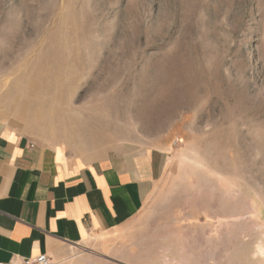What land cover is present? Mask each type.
<instances>
[{"label":"rangeland","instance_id":"1","mask_svg":"<svg viewBox=\"0 0 264 264\" xmlns=\"http://www.w3.org/2000/svg\"><path fill=\"white\" fill-rule=\"evenodd\" d=\"M0 103L63 157L160 155L81 264H264V0H0Z\"/></svg>","mask_w":264,"mask_h":264},{"label":"crops","instance_id":"2","mask_svg":"<svg viewBox=\"0 0 264 264\" xmlns=\"http://www.w3.org/2000/svg\"><path fill=\"white\" fill-rule=\"evenodd\" d=\"M8 105L0 103V264L42 254L52 264H81L82 251H115L162 180L160 155L63 157Z\"/></svg>","mask_w":264,"mask_h":264},{"label":"built area","instance_id":"3","mask_svg":"<svg viewBox=\"0 0 264 264\" xmlns=\"http://www.w3.org/2000/svg\"><path fill=\"white\" fill-rule=\"evenodd\" d=\"M21 264H52V261L47 255L42 254L35 258L25 259Z\"/></svg>","mask_w":264,"mask_h":264},{"label":"bare ground","instance_id":"4","mask_svg":"<svg viewBox=\"0 0 264 264\" xmlns=\"http://www.w3.org/2000/svg\"><path fill=\"white\" fill-rule=\"evenodd\" d=\"M259 252H260L262 255H264V247H263V246L259 247Z\"/></svg>","mask_w":264,"mask_h":264}]
</instances>
